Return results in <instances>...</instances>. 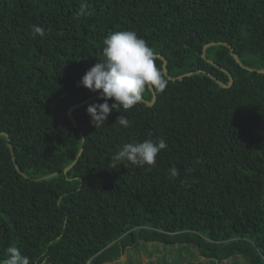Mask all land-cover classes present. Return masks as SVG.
I'll return each mask as SVG.
<instances>
[{
	"label": "trees",
	"instance_id": "obj_1",
	"mask_svg": "<svg viewBox=\"0 0 264 264\" xmlns=\"http://www.w3.org/2000/svg\"><path fill=\"white\" fill-rule=\"evenodd\" d=\"M122 30L166 59L170 83L152 105L113 109L96 129L86 109L103 102L97 96L72 111L74 126L67 110L96 94L81 78ZM211 42L220 43L204 47ZM203 54L231 73L229 87L208 75L230 80ZM156 65L163 69L159 56ZM256 69H264V0H0V264L13 245L33 264L42 254L49 264H106L139 241L190 247L209 264L233 256L264 264ZM149 137L168 145L154 166L112 168L123 144Z\"/></svg>",
	"mask_w": 264,
	"mask_h": 264
},
{
	"label": "clouds",
	"instance_id": "obj_2",
	"mask_svg": "<svg viewBox=\"0 0 264 264\" xmlns=\"http://www.w3.org/2000/svg\"><path fill=\"white\" fill-rule=\"evenodd\" d=\"M79 14H85L83 9ZM33 32L44 36L42 26H33ZM103 44L102 59L88 69L79 82L90 91L98 92V100L103 101L93 102L86 109L90 123L96 129L103 126L113 109H132L143 103L147 89L164 92L170 83L164 70L157 67L153 49L135 31H115L104 39ZM110 99L114 101L111 105L108 102ZM116 121L125 128L131 124L123 115H119ZM167 147L163 138L153 140L149 137L142 142L125 143L113 155L112 168H116L117 162L150 168L156 164L158 154ZM177 175V169H170L171 177ZM5 251L7 259L4 264H33L17 246H9ZM36 264H49V259L42 254Z\"/></svg>",
	"mask_w": 264,
	"mask_h": 264
},
{
	"label": "rangeland",
	"instance_id": "obj_3",
	"mask_svg": "<svg viewBox=\"0 0 264 264\" xmlns=\"http://www.w3.org/2000/svg\"><path fill=\"white\" fill-rule=\"evenodd\" d=\"M209 264L194 249L177 245L163 246L156 242L139 241L138 245L125 249L118 259L106 264ZM240 256H233L218 264H243Z\"/></svg>",
	"mask_w": 264,
	"mask_h": 264
},
{
	"label": "water",
	"instance_id": "obj_4",
	"mask_svg": "<svg viewBox=\"0 0 264 264\" xmlns=\"http://www.w3.org/2000/svg\"><path fill=\"white\" fill-rule=\"evenodd\" d=\"M217 43H220V42H211V43L206 44L204 47H207V46H210V45H215V44H217ZM232 55H233L234 59L236 60V62H237L240 66H242L243 68L248 69V70H254V68H251V67L245 66V65L241 62V60L239 59L238 55H237L235 52H232ZM157 56H159V57H161V58L163 59V70H164V72H165V74H166V73H167V68H166V62H167V61H166V59H165L164 57H162V56H160V55H157ZM203 56H204V58H205L207 61H209L210 63L214 64L212 61H210L209 59H207V58L205 57L204 54H203ZM214 65H216V64H214ZM216 66H218V65H216ZM218 67L221 68L223 71H225V72L228 74V76H229V78H230L228 84L223 83L221 80L217 79V78H216L214 75H212L211 73H208V75H209L211 78H213V79L216 81V83H218L220 86H222V87H229V86L232 84V81H233V80H232V75H231V73H230L228 70H226V69H224V68H222V67H220V66H218ZM256 70H257L258 72H260V73H264V69H256ZM199 71H200V70L186 72V73H184V74H181V75L177 76L176 78L180 79V78H182V77H184V76H189V75H192L193 73H196V72H199ZM166 75H167V74H166ZM173 79H174V78H173ZM150 91H151V93H152V99H151V101H147V100L143 99V101H144L147 105H152V104L154 103L155 99H156L155 90L150 88ZM98 95H99V94L96 93L95 95H93V96H91V97H89V98H87V99H85V100H83V101H81V102H79V103H76V104L72 105V106L67 110L66 114H67V116L70 118V120L72 121V123H73L74 126H77V122H76L75 118H74L73 115H72V111H73L75 108H78V107H80L81 105L87 103V102L90 101L91 99L97 97ZM0 134L7 135L6 132H0ZM82 138L84 139V136H83V135H82ZM9 146L11 147V144H9ZM82 151H83V148L81 147L80 150H79V152H78V154H77V156L75 157L74 161H73L71 164H69L68 166L64 167L63 172L68 171V170H69V169H70V168H71V167L77 162V160H78L79 156L81 155ZM12 153H13V152H12ZM13 163H14L16 169H17L20 173H22V171L19 169V167H18V165H17L16 159H15L14 156H13ZM57 173H58V172H55V173H52V174H50V175L44 176V177H42V178H48V177L53 176V175H55V174H57ZM22 174H23V173H22ZM23 175H24V174H23ZM122 255H123V254H122ZM122 255H121V256H122ZM121 256H120V257H121Z\"/></svg>",
	"mask_w": 264,
	"mask_h": 264
}]
</instances>
